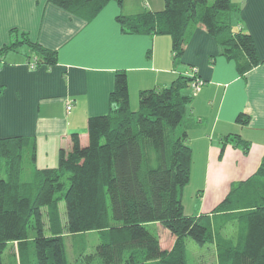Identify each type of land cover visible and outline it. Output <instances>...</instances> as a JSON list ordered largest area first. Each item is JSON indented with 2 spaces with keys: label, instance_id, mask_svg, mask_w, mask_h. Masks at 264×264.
<instances>
[{
  "label": "trees",
  "instance_id": "16d2710c",
  "mask_svg": "<svg viewBox=\"0 0 264 264\" xmlns=\"http://www.w3.org/2000/svg\"><path fill=\"white\" fill-rule=\"evenodd\" d=\"M112 0H49L86 21ZM119 6L124 0H115ZM159 12L117 17L125 34L166 35L175 61H181L196 29L202 27L219 44L222 55L244 74L264 63L253 37L237 30L238 0H164ZM0 49V66L9 51L27 45L41 56L33 65H54L58 52L11 30ZM193 78L182 75L169 87L139 93L130 104L128 77L118 71L110 94V111L88 120V142L71 136L70 151L60 150L57 167L39 168L35 138H0V264L9 242L17 243L19 264H188L184 239L214 245L218 264H264V161L254 175L232 185L215 208L217 218L184 212V187L190 182L193 154L184 129L192 97L184 94ZM4 86L0 83V96ZM237 123L250 117L241 114ZM248 154L251 143L239 135L222 137ZM66 204V220L60 202ZM235 221L236 240L223 229ZM160 224L175 237L170 249L148 226ZM97 232L93 253L86 234ZM82 239L72 262L66 239Z\"/></svg>",
  "mask_w": 264,
  "mask_h": 264
},
{
  "label": "crops",
  "instance_id": "0c3cea01",
  "mask_svg": "<svg viewBox=\"0 0 264 264\" xmlns=\"http://www.w3.org/2000/svg\"><path fill=\"white\" fill-rule=\"evenodd\" d=\"M238 2L241 11L236 29L253 37L264 61V0ZM164 8V0H124L122 6L112 0L86 21L49 0H0V49L11 42L10 31L17 29L31 41L58 52V61L51 66L32 67L41 56L27 45L4 56L0 138H35L36 163L41 168V159L55 162L60 150H71L73 134H79L82 145L87 144L88 120L110 111L118 71L127 74L135 111L140 91L169 87L196 68L205 84L197 95L191 87L183 91L192 97L184 129L192 148V173L209 170L218 181L217 188L228 183L207 208L205 200L201 202L200 213L195 215H209L214 221L217 215L213 212L232 184L254 175L264 161V63L242 74L237 62L222 55L219 44L202 27L194 32L181 61H175L169 36L125 34L117 22L120 14ZM241 114L250 117L249 124L237 123ZM234 134L251 143L250 151L245 154L240 147L228 145L223 155L228 163H220V139Z\"/></svg>",
  "mask_w": 264,
  "mask_h": 264
},
{
  "label": "rangeland",
  "instance_id": "374dc122",
  "mask_svg": "<svg viewBox=\"0 0 264 264\" xmlns=\"http://www.w3.org/2000/svg\"><path fill=\"white\" fill-rule=\"evenodd\" d=\"M224 159H225L224 156L219 157L220 163L225 162V164H227L228 158L225 161ZM43 161H44L43 159L39 161V165L41 168L47 167L46 165H49L51 168H54L57 167L59 164L58 159L55 160V162H52L53 160L51 158H49L47 162H43ZM219 174L222 175V172ZM207 175H210L208 182H207V178H208ZM227 185L228 183L224 184L223 182V184H221L220 187L217 188L218 181L213 180L212 173L209 174V170L208 173H206V170H204L203 173H201V171L196 170L194 174L193 173L191 174L190 182L184 187L183 205H184L185 214L190 216H195L198 213H200L199 212L200 203L205 200L204 203L206 204V208H207L209 202L215 198V195L221 193L222 190L225 187H227ZM59 206H60V213L62 220L65 221L66 204L64 201H62L60 202ZM148 229L160 239L162 248L169 249L172 247L175 237L171 234V232L168 229L162 227L160 224H150L148 226ZM237 229H238L237 223L235 221H231L223 229V234L225 237H228L229 240L235 241L237 236ZM86 236L89 245V250H86L85 253L86 254L93 253L95 247L99 243V234L97 232H88ZM184 241L186 245V257L188 264H217L214 245L207 244L200 246L190 237H186ZM81 244H82V239L76 240L73 237L66 239L67 254L70 262L74 260L75 256L77 255L76 249L79 248ZM2 263L19 264L16 242H9L7 244V247L5 248L4 253L2 255Z\"/></svg>",
  "mask_w": 264,
  "mask_h": 264
},
{
  "label": "built area",
  "instance_id": "2783aa9c",
  "mask_svg": "<svg viewBox=\"0 0 264 264\" xmlns=\"http://www.w3.org/2000/svg\"><path fill=\"white\" fill-rule=\"evenodd\" d=\"M32 67H35V65H32ZM197 73L198 70L196 68H193V71L187 74L188 77L193 78L190 87L193 90L194 95H197L202 90L205 84L204 80L199 78ZM68 109H71V106H69Z\"/></svg>",
  "mask_w": 264,
  "mask_h": 264
}]
</instances>
